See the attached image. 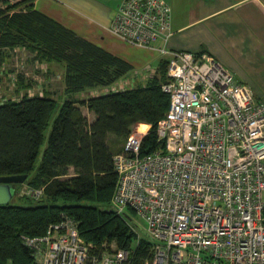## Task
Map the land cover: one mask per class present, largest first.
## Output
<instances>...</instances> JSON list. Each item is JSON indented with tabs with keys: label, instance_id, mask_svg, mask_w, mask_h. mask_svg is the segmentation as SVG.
<instances>
[{
	"label": "built area",
	"instance_id": "built-area-1",
	"mask_svg": "<svg viewBox=\"0 0 264 264\" xmlns=\"http://www.w3.org/2000/svg\"><path fill=\"white\" fill-rule=\"evenodd\" d=\"M170 25L165 0H122L110 24L135 47L164 43L156 49L168 59L161 89L169 96L156 126L162 147L140 155L146 132L133 130L114 153L110 209L144 222L151 254L143 264H264V101L210 54L167 49ZM21 239L35 264L132 259L128 248L96 254L67 216L44 235Z\"/></svg>",
	"mask_w": 264,
	"mask_h": 264
},
{
	"label": "trees",
	"instance_id": "trees-1",
	"mask_svg": "<svg viewBox=\"0 0 264 264\" xmlns=\"http://www.w3.org/2000/svg\"><path fill=\"white\" fill-rule=\"evenodd\" d=\"M33 1L0 0V64L6 50L31 46L36 61L62 67L63 98L59 102L47 90L30 94L31 81L24 89L22 74L15 81L20 98L0 96V176L24 174L20 187L42 189L38 197L23 196L29 200L26 205H0V264H35L21 235L42 236L50 223L64 216L77 222L80 236L94 245L96 254L114 242L116 248L132 250L130 264H143L151 254L150 239L110 209L118 177L113 155L122 149L114 152L111 145H123L133 125L142 122L148 132L140 155L162 147L156 126L169 105L161 89L168 59H162L142 84L80 98L115 85L133 66L35 9ZM84 107L94 115L92 121ZM56 111L39 157L44 131ZM126 215L135 217L131 210Z\"/></svg>",
	"mask_w": 264,
	"mask_h": 264
},
{
	"label": "crops",
	"instance_id": "crops-1",
	"mask_svg": "<svg viewBox=\"0 0 264 264\" xmlns=\"http://www.w3.org/2000/svg\"><path fill=\"white\" fill-rule=\"evenodd\" d=\"M122 0H34V8L73 30L77 35L122 57L135 69L128 53L137 49L117 37L110 24ZM171 6V36L165 44L169 50L205 52L234 74L238 82L248 84L257 99L264 101V2L262 0H165ZM138 49L146 63L165 58L156 48ZM139 63V62H138ZM132 69V71H133ZM127 74L115 85L132 88L150 74ZM139 74L142 72H138ZM141 75V74H140ZM103 89V88H102ZM102 89L92 90L95 93ZM103 89V90H104ZM101 93V92H100ZM100 93L92 94L98 95ZM106 93V91L102 92ZM90 113L85 107L82 108ZM89 121H92L94 115Z\"/></svg>",
	"mask_w": 264,
	"mask_h": 264
},
{
	"label": "rangeland",
	"instance_id": "rangeland-1",
	"mask_svg": "<svg viewBox=\"0 0 264 264\" xmlns=\"http://www.w3.org/2000/svg\"><path fill=\"white\" fill-rule=\"evenodd\" d=\"M19 44V43H18ZM129 44V43H128ZM130 45V44H129ZM138 49L141 48H135L133 50H130L128 55L131 58V62H135L134 66L135 69H133L132 73L137 74L140 78L144 79L141 76L147 75L146 73L150 74L152 68L156 65V62L152 63H146L145 56L140 55ZM7 53H4L2 56L1 64H0V96L1 99L5 98H15L18 99L20 96H16L15 92V81H16V75L22 74L23 81V88L25 89L30 85L29 93L30 94H40L42 91L47 90L48 94L52 96L53 98L57 99L59 102H61L63 98V79H62V67L58 64H49L48 66L46 64H43L44 62L36 61L34 59V48L23 46V45H15L13 48H10L6 50ZM145 58V59H144ZM139 62V63H138ZM142 72V73H138ZM128 74H131L130 72ZM31 81V82H30ZM143 81V80H142ZM140 82V84L144 82ZM30 82V83H29ZM118 85V84H117ZM116 85L117 89H123L125 86L120 87ZM22 89V90H24ZM104 89V88H103ZM99 90L95 93H83L80 94L78 97H87L92 94L96 93H102L104 91L112 90L104 89ZM58 112L56 111L50 121L49 127L44 131V142L40 148V154L41 156L42 150L46 146V140L48 137V134L50 132V129L52 127L53 119L57 116ZM85 115L89 119L92 118V115L85 111ZM133 130H142L146 133L148 132V127L145 123L139 122L133 125L131 128V131ZM122 146V143H118L115 145H111V148L113 151H117ZM38 157V158H39ZM73 171L70 170V174H72ZM21 184H17L15 188V194L9 201L11 204H18V205H26L28 204L29 200L25 199L27 194H23L18 192L20 189ZM24 196V197H23ZM35 199V198H34ZM33 202H36V200H33ZM137 224L144 229L145 225L144 222L138 218V217H131ZM142 232V231H141ZM105 250L104 251H112L116 248V245L114 242L110 243V245L105 244Z\"/></svg>",
	"mask_w": 264,
	"mask_h": 264
},
{
	"label": "water",
	"instance_id": "water-1",
	"mask_svg": "<svg viewBox=\"0 0 264 264\" xmlns=\"http://www.w3.org/2000/svg\"><path fill=\"white\" fill-rule=\"evenodd\" d=\"M26 175H2L0 176V205L8 204L14 194V186L25 181ZM126 217L138 228L142 229L129 215ZM143 230V229H142ZM144 231V230H143Z\"/></svg>",
	"mask_w": 264,
	"mask_h": 264
},
{
	"label": "flooded vegetation",
	"instance_id": "flooded-vegetation-1",
	"mask_svg": "<svg viewBox=\"0 0 264 264\" xmlns=\"http://www.w3.org/2000/svg\"><path fill=\"white\" fill-rule=\"evenodd\" d=\"M15 188V187H14Z\"/></svg>",
	"mask_w": 264,
	"mask_h": 264
}]
</instances>
